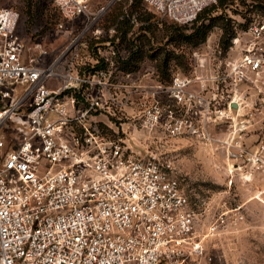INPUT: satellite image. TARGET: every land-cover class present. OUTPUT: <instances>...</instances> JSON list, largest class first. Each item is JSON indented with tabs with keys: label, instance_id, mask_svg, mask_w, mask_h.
<instances>
[{
	"label": "built area",
	"instance_id": "built-area-1",
	"mask_svg": "<svg viewBox=\"0 0 264 264\" xmlns=\"http://www.w3.org/2000/svg\"><path fill=\"white\" fill-rule=\"evenodd\" d=\"M214 1L142 0L182 25ZM52 2L67 21L85 17L86 30L109 7L93 16L90 0ZM19 19L16 9L0 7V264L214 262L223 247L219 241L244 221L243 205L222 201L194 208L173 174L171 157L158 153L152 141L134 147L127 131L110 125L136 102L135 82L119 79L117 42L111 39L116 25L78 69V46L87 48L86 40L79 43V35L44 64L50 49L40 41L27 46ZM262 29L254 27L255 39ZM238 44L235 37L230 47L240 50ZM251 52L247 47L233 65L240 79L245 67L256 74L264 70L263 53ZM99 62L104 68L81 70ZM190 84L174 79L176 102L195 101ZM172 107L169 101L149 106L140 125L168 139L196 133L192 121ZM251 158L262 161L258 149Z\"/></svg>",
	"mask_w": 264,
	"mask_h": 264
},
{
	"label": "rangeland",
	"instance_id": "rangeland-1",
	"mask_svg": "<svg viewBox=\"0 0 264 264\" xmlns=\"http://www.w3.org/2000/svg\"><path fill=\"white\" fill-rule=\"evenodd\" d=\"M130 2L90 0L93 16L101 7H109L88 30L85 17L65 20L52 0H0V7H12L20 13L19 35L27 46L40 41L48 47L44 64H49L79 35V43L91 39L96 31L102 42L109 39L105 25L111 20L110 13L127 10ZM216 3L185 25L173 23L140 3L132 13L134 25L126 38L113 39L120 59L132 49L138 50L133 59L137 71H121L119 78L122 83L135 82L136 102L121 120L109 122L121 133L122 128L127 131L126 138L134 147L152 141L158 153L171 157L173 174L194 208L222 201L243 205L244 221L232 235L219 241L222 251L210 264H264V70L256 74L245 67L242 79L233 70L247 47L251 53L264 55V0H228L220 8L214 6ZM209 22L213 26L205 37H187ZM221 25L229 35L224 41ZM178 26L179 31L175 29ZM260 26V37L255 39L254 27ZM235 37L241 51L230 47ZM78 47L74 64L79 69L92 53L88 46ZM175 78L191 81L190 89L198 95L195 101L182 104L173 99ZM168 101L176 115L192 121L196 133L168 139L160 131L149 133L140 125L144 109L154 104L163 107ZM237 102L240 108L234 104ZM256 149L262 155L261 162L251 158Z\"/></svg>",
	"mask_w": 264,
	"mask_h": 264
},
{
	"label": "trees",
	"instance_id": "trees-1",
	"mask_svg": "<svg viewBox=\"0 0 264 264\" xmlns=\"http://www.w3.org/2000/svg\"><path fill=\"white\" fill-rule=\"evenodd\" d=\"M227 1L228 0H217L216 7H222L227 5ZM142 2V0H131L130 4L128 5L127 10L125 11L124 9L119 10L118 12L114 13V11H112L110 13L111 16V20H109V22L105 25V28L108 30V28H110L111 26L116 25V34L115 37L120 38V40H124L126 38L127 33L129 32V29L134 25L131 22V18H132V13L133 12H137L138 7L140 5V3ZM143 3V2H142ZM58 10V9H57ZM114 10V9H113ZM199 16V14L197 15ZM140 20H143L140 18ZM213 26L212 22H209L207 24H203L200 25V27H197L194 29V31L190 34V36L188 35L187 37L189 38H203L207 35V33L209 32V29ZM223 30H224V34L221 37V41H224L226 39H228L229 35L226 36L227 34V28L224 25H221ZM181 27H176L175 29L177 31L180 30ZM113 40V38H111ZM103 40L100 39V37H93L91 39H89L87 41L88 44V49L91 51V53L93 54V56L95 57L96 53H95V46L96 43H100ZM138 50H134L132 49L130 51V53L127 55V57L125 59H120L118 57L117 59V65H118V69L120 71H123L125 73H130V72H134L137 71V65L133 63V59L134 57L137 55ZM105 64L102 62H99L97 64H95L94 66H90L88 65L87 67L82 68L81 70H96L99 68H104Z\"/></svg>",
	"mask_w": 264,
	"mask_h": 264
}]
</instances>
